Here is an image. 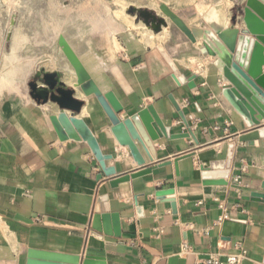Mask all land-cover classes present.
I'll return each instance as SVG.
<instances>
[{"label":"crops","instance_id":"0c3cea01","mask_svg":"<svg viewBox=\"0 0 264 264\" xmlns=\"http://www.w3.org/2000/svg\"><path fill=\"white\" fill-rule=\"evenodd\" d=\"M226 1H197L194 14L168 0L164 3L183 13L190 26L206 27L198 6H225ZM242 1L229 0L228 16ZM161 4L142 0V5H130L133 20H126L128 27L113 14L119 9H107L112 14H105L100 23L94 14L103 11L99 5L76 4V11L90 10L91 16L85 25L74 21L79 25H73L71 34L63 29L67 23L17 15L0 18V264H82L86 255L104 257L106 264H206L210 253L224 257L237 243L247 251L241 264L264 263V203L243 198V192L259 190L264 182V145L250 144L251 129L222 97L226 81L210 56L174 58L182 74L194 76V88L178 85L172 76L150 80L145 54L170 41V34L168 28L156 33L153 19L147 23L139 11L165 17ZM60 34L93 79L111 85L125 108L120 117L152 104L171 133L191 131L194 137L154 140L156 158L150 160L143 152L141 166L124 147L130 168L98 179L100 170L88 144L59 140L50 121L61 112L59 105L51 100L40 104L31 94L32 82L45 89L43 75L59 72V82L75 88L73 97L86 99L79 113H66L84 119L95 135L108 125L76 87L77 76L58 68L54 55ZM112 35L119 41L113 45ZM114 65L129 81V93L110 73ZM144 166L155 169L111 187L113 177ZM204 169H229L228 183L205 184ZM168 190L173 193L157 195ZM101 195H108L111 212L120 214V237L92 228ZM171 197L175 210L167 201ZM224 212L230 218L220 223ZM184 244L190 247L188 253L183 252Z\"/></svg>","mask_w":264,"mask_h":264},{"label":"water","instance_id":"95a60500","mask_svg":"<svg viewBox=\"0 0 264 264\" xmlns=\"http://www.w3.org/2000/svg\"><path fill=\"white\" fill-rule=\"evenodd\" d=\"M165 17L157 18L147 10H141L140 16L148 23L151 17L152 28L156 33L168 28L170 41L158 44L145 54V62L152 82L172 76L178 85L187 83L194 88V76L186 77L174 62L175 57L185 55H208L213 59L220 76L226 81L221 87L222 97L250 128L251 145H264V0H243L234 6L228 16L221 3L212 5L201 16L206 27L190 26L187 18L172 9L166 3L160 5ZM134 11V9L132 10ZM199 42V45H196ZM58 68L77 76L76 87L84 92L90 105L100 112V119L108 125L95 135L82 118L69 116L66 110L79 113L86 104V99L73 97L75 88H65L59 82V72L45 73L42 80L47 88H39L36 82L30 84L32 96L44 104L49 100L56 102L61 112L50 116L52 126L60 141L74 139L84 141L90 147L96 165L103 175L111 177L117 172L130 168V163L123 148L130 150L138 165L145 163L143 152L150 160L156 158L154 140L160 137L175 139L178 137H194L191 131L171 133L158 115L154 105H148L126 117H120L125 110L121 101L108 81L97 83L64 34L58 37V46L54 55ZM116 83L129 93L132 89L129 81L119 65L110 68ZM174 101V100H173ZM176 108L178 106L174 103ZM183 116L182 113H180ZM195 141L198 140L195 138ZM178 164V159L175 161ZM154 166L126 173L110 180L112 188L128 183L131 178L152 173ZM230 170H208L202 172L205 184H227ZM173 190L159 191L158 196L172 194ZM244 199L264 203V182L259 190L243 192ZM137 201V198H136ZM175 210L176 200H167ZM99 209L92 219V228L98 232L120 237L122 225L120 214L111 212L108 195L98 198ZM138 206V202H137ZM138 214L143 213L141 206ZM82 264H106L104 257L86 255Z\"/></svg>","mask_w":264,"mask_h":264},{"label":"rangeland","instance_id":"374dc122","mask_svg":"<svg viewBox=\"0 0 264 264\" xmlns=\"http://www.w3.org/2000/svg\"><path fill=\"white\" fill-rule=\"evenodd\" d=\"M146 1L151 4L153 1L164 3L167 0ZM197 1L200 0H168V4L177 8H188L193 11L194 14V6ZM216 1L217 0H212V3ZM76 4L99 5V9L102 8L103 11L95 12L94 14H98L100 23L104 21L101 19L103 16L105 17V14H112V12H105L107 9H119L120 11H115L113 14L116 18L123 20L128 27L130 24L126 21V19H124L125 17L122 15V12L125 11L131 16L132 13H130V5H142V0H0V18L10 20L17 15V18L19 19L50 20L52 23H56L57 25L60 23L63 26L67 23L66 25L69 27H63V29L67 30L68 33L71 34L74 30L73 25H79L78 23L74 24V21H83L81 23H84V25L87 22H90V10L76 11ZM126 4L127 7L125 8ZM131 18L133 20L132 16ZM58 29H62V27L60 26ZM85 31L86 30H83V32ZM116 41L119 42L117 37L112 35V45ZM105 43L107 42L105 41Z\"/></svg>","mask_w":264,"mask_h":264},{"label":"built area","instance_id":"2783aa9c","mask_svg":"<svg viewBox=\"0 0 264 264\" xmlns=\"http://www.w3.org/2000/svg\"><path fill=\"white\" fill-rule=\"evenodd\" d=\"M219 127L217 126L216 129ZM245 170V168H243ZM236 181H239V178H236ZM230 218V215L224 212L218 219L221 223L224 220ZM190 247L186 244L183 245V252L188 253ZM247 251L241 243L235 245V251L233 253L227 254L223 257L220 252L210 253L209 256L205 259L206 264H241L244 258H246ZM264 264V263H263Z\"/></svg>","mask_w":264,"mask_h":264},{"label":"bare ground","instance_id":"6f19581e","mask_svg":"<svg viewBox=\"0 0 264 264\" xmlns=\"http://www.w3.org/2000/svg\"><path fill=\"white\" fill-rule=\"evenodd\" d=\"M211 5H212V3H208V4H205V5H202V6H198L197 10H198L199 15L202 16L205 13V11H207L211 7ZM229 5H230V2L228 0V1H226L225 6L228 7ZM126 7H127V4L125 5V8ZM122 15L125 17L124 19L132 22V18L125 11L122 12ZM78 88H80V87H78Z\"/></svg>","mask_w":264,"mask_h":264}]
</instances>
